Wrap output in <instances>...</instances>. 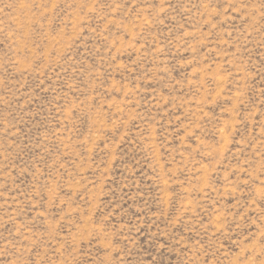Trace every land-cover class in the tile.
<instances>
[{
  "label": "rangeland",
  "instance_id": "rangeland-1",
  "mask_svg": "<svg viewBox=\"0 0 264 264\" xmlns=\"http://www.w3.org/2000/svg\"><path fill=\"white\" fill-rule=\"evenodd\" d=\"M0 264H264V0H0Z\"/></svg>",
  "mask_w": 264,
  "mask_h": 264
}]
</instances>
